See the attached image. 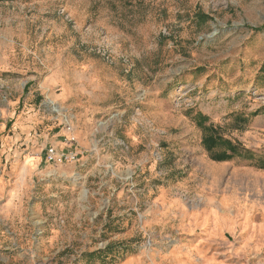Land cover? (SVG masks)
Listing matches in <instances>:
<instances>
[{"label": "rangeland", "instance_id": "rangeland-1", "mask_svg": "<svg viewBox=\"0 0 264 264\" xmlns=\"http://www.w3.org/2000/svg\"><path fill=\"white\" fill-rule=\"evenodd\" d=\"M263 222L264 0L0 2V264H264Z\"/></svg>", "mask_w": 264, "mask_h": 264}, {"label": "trees", "instance_id": "trees-1", "mask_svg": "<svg viewBox=\"0 0 264 264\" xmlns=\"http://www.w3.org/2000/svg\"><path fill=\"white\" fill-rule=\"evenodd\" d=\"M2 1H16V0H0ZM196 118L198 119L197 125L203 129L207 134L203 137L202 144L207 152L212 153V158L218 162H224L232 159L236 156L241 149L237 144L232 141L225 139L219 133L213 125H207L209 118L204 117L201 113H197ZM207 125V126H206ZM10 126V124H9ZM8 126V127H9ZM225 147L226 150L222 153H215L218 149Z\"/></svg>", "mask_w": 264, "mask_h": 264}, {"label": "built area", "instance_id": "built-area-1", "mask_svg": "<svg viewBox=\"0 0 264 264\" xmlns=\"http://www.w3.org/2000/svg\"><path fill=\"white\" fill-rule=\"evenodd\" d=\"M68 130L70 131V133L72 134V130L71 127L68 125ZM77 142L76 137L72 136L70 143L71 145H75V143ZM47 161L49 163H56V164H63L65 162L71 161V160H75L77 158V154L73 153L72 151H70L69 153H59L56 148H50L47 150Z\"/></svg>", "mask_w": 264, "mask_h": 264}, {"label": "crops", "instance_id": "crops-1", "mask_svg": "<svg viewBox=\"0 0 264 264\" xmlns=\"http://www.w3.org/2000/svg\"><path fill=\"white\" fill-rule=\"evenodd\" d=\"M255 234H251L245 243V249H252V254L257 255L264 251V222L258 224Z\"/></svg>", "mask_w": 264, "mask_h": 264}]
</instances>
